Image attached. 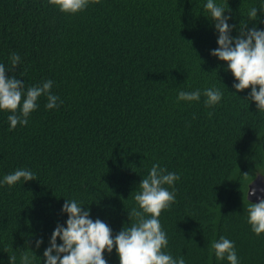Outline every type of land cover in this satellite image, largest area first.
Returning a JSON list of instances; mask_svg holds the SVG:
<instances>
[{
  "label": "trees",
  "instance_id": "16d2710c",
  "mask_svg": "<svg viewBox=\"0 0 264 264\" xmlns=\"http://www.w3.org/2000/svg\"><path fill=\"white\" fill-rule=\"evenodd\" d=\"M216 2L231 10L232 36L241 22L264 30V0ZM206 3L100 0L66 14L49 0H0V63L21 57L6 74L23 80L25 91L50 79L63 101L48 109L40 97L27 126L15 129L12 113L0 110V182L19 168L37 176L0 183V264L12 255L20 264L24 251L35 255L32 264H45L52 232L66 227V199L82 202L115 236L134 222L128 211L138 208L134 195L154 163L180 175L176 202L159 217L164 251L186 264H229L210 254L224 236L235 242L239 264H264V233L251 230L246 210L248 184L264 174V112L246 99L251 88L232 87L238 81L227 62L211 55L218 32ZM252 7L257 18L248 20ZM212 86L223 91L213 107L203 94L177 100L181 90ZM104 258L120 264L115 247Z\"/></svg>",
  "mask_w": 264,
  "mask_h": 264
},
{
  "label": "clouds",
  "instance_id": "9594fccd",
  "mask_svg": "<svg viewBox=\"0 0 264 264\" xmlns=\"http://www.w3.org/2000/svg\"><path fill=\"white\" fill-rule=\"evenodd\" d=\"M99 3L100 0H49L66 14H76L85 10L89 3ZM204 8L209 17L214 21L218 32L217 44L219 47L211 51L221 61L227 62V68L233 74L235 81L232 87L239 91L251 88L246 98L256 102L258 111L264 112V30L255 26L249 28L246 22H241L238 36H232L235 25L228 23L231 18L225 15L230 12L228 4L217 3L216 0H207ZM264 12V7L259 8ZM258 8L252 7L248 12V20L257 18ZM11 64L6 67L0 63V110L10 111L8 116L10 129L17 125L27 126L30 114L38 107V99L47 98L45 105L48 109L59 106L63 101L58 95L52 93V80L42 84L32 85L25 91V82L16 76H9L6 72H13L21 62L17 53L10 56ZM206 97V107H213L220 103L223 91L215 86L206 88L201 93L200 89L194 91H179L178 101H199L201 95ZM212 113L209 112V116ZM248 176L247 173H244ZM261 174V173H258ZM264 175V174H261ZM37 179L36 173L28 168L16 169L13 173L4 176L0 183L8 186L17 182ZM180 175L169 172L166 167L154 163L146 177L139 184V191L134 195L137 207L128 211L129 220H133L128 227L113 236L110 226L99 218L93 220L90 210L76 199H66L62 211L67 213L66 227L57 224L51 234L50 246L44 250L45 264H108L104 252L115 250L119 256L120 264H186L183 256L174 258L168 248L169 239L163 230L159 217L163 210L169 209L176 202V189L174 184ZM252 182V181H251ZM250 182V183H251ZM249 183V185H250ZM167 185L168 187H165ZM248 195H256V188L249 189ZM171 188V191L169 190ZM264 191V189H261ZM259 202L247 204V222L251 230L259 236L264 233V197L258 198ZM59 238L62 243H57ZM42 239L35 240V247L39 248ZM34 253L33 251H31ZM215 254L216 259H226L229 264H239L235 242L221 236L210 245V254ZM10 264H16L17 257H9ZM35 255L28 251L22 252L20 264H32Z\"/></svg>",
  "mask_w": 264,
  "mask_h": 264
},
{
  "label": "water",
  "instance_id": "95a60500",
  "mask_svg": "<svg viewBox=\"0 0 264 264\" xmlns=\"http://www.w3.org/2000/svg\"><path fill=\"white\" fill-rule=\"evenodd\" d=\"M249 185V184H248ZM256 188V195H248L247 199L251 202H259V197H264V191H261V189H264V177L261 174H257L256 177L252 180V182L249 185V189ZM248 192V189H247Z\"/></svg>",
  "mask_w": 264,
  "mask_h": 264
}]
</instances>
